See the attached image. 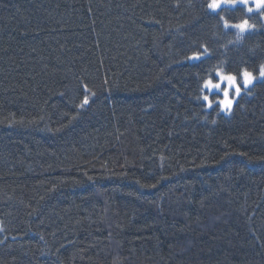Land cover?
<instances>
[{"label": "trees", "instance_id": "16d2710c", "mask_svg": "<svg viewBox=\"0 0 264 264\" xmlns=\"http://www.w3.org/2000/svg\"><path fill=\"white\" fill-rule=\"evenodd\" d=\"M205 3L0 0V264H264V79L201 99L264 17Z\"/></svg>", "mask_w": 264, "mask_h": 264}, {"label": "snow or ice", "instance_id": "6c2138e0", "mask_svg": "<svg viewBox=\"0 0 264 264\" xmlns=\"http://www.w3.org/2000/svg\"><path fill=\"white\" fill-rule=\"evenodd\" d=\"M237 6H243L245 18L237 23H231L223 13L234 11ZM203 7L206 11L216 14L218 21L223 23L225 29L232 28L237 30L235 33L237 42H241L244 39L245 33H250L256 29V25L249 22L250 17L248 14H258V17H264V0H206ZM229 43H232V41H229ZM211 55L209 47L204 45L202 46V50L194 51L185 58L187 60L201 61L202 59L209 58ZM214 71L218 77V81L214 82L213 79L209 78L204 80V84L209 89L214 88L222 92V98L217 97V107L223 112H231L233 105L238 103L242 92H248L249 86H253L254 82L264 79V63H261L256 68L258 76L248 71L247 68H236L234 71L227 73L221 72L219 68H216ZM225 82L226 86L222 87V83ZM202 98L207 102V107L211 108L213 106L214 101L208 95H204ZM88 105L89 96L85 95L79 107L83 109Z\"/></svg>", "mask_w": 264, "mask_h": 264}, {"label": "rangeland", "instance_id": "374dc122", "mask_svg": "<svg viewBox=\"0 0 264 264\" xmlns=\"http://www.w3.org/2000/svg\"><path fill=\"white\" fill-rule=\"evenodd\" d=\"M230 29H232V28H230ZM235 30V29H234ZM237 31V30H236ZM188 61H196V60H188ZM221 72H223L222 70H221ZM255 76H258V75H255ZM209 78H211V79H213V81L214 82H216V81H218V77L215 75V72L213 73V76L211 77V76H209L208 78H206V79H209ZM205 79V80H206ZM262 80V79H261ZM258 81H260V80H258ZM257 82V81H256ZM256 82H254V83H256ZM224 86H226V82L225 83H222V87H224ZM251 86H249V88H250ZM202 91H203V94H202V96H201V99H202V101L205 103V105H206V107H207V102L206 101H204L203 100V96L204 95H208L209 97H210V99H212L213 101H214V103H213V106L217 103L218 104V99H217V97H219V98H222V92H219L218 90H216V89H214V88H212V89H209L205 84H204V82H203V85H202ZM243 93V92H242ZM212 106V107H213ZM207 108H209V107H207ZM223 112V111H222ZM223 113H225V114H229L230 112H223Z\"/></svg>", "mask_w": 264, "mask_h": 264}]
</instances>
